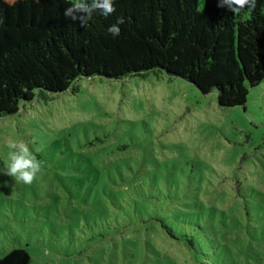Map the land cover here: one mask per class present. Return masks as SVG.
Instances as JSON below:
<instances>
[{"label":"rangeland","instance_id":"374dc122","mask_svg":"<svg viewBox=\"0 0 264 264\" xmlns=\"http://www.w3.org/2000/svg\"><path fill=\"white\" fill-rule=\"evenodd\" d=\"M76 85L77 94L36 99L0 118V167L19 141L41 161L31 184L0 175V258L23 248L31 264H196L158 218L110 205L103 181L123 193L131 184H118L134 177L146 191H184L174 210L202 206L214 215L211 239L235 264H264V241L254 233L264 226V83L234 109L166 74ZM71 147L102 159L63 158Z\"/></svg>","mask_w":264,"mask_h":264},{"label":"trees","instance_id":"16d2710c","mask_svg":"<svg viewBox=\"0 0 264 264\" xmlns=\"http://www.w3.org/2000/svg\"><path fill=\"white\" fill-rule=\"evenodd\" d=\"M71 2L0 0V118L17 115L21 106L36 99L47 102L67 92L77 94L76 83L83 79L124 81L166 74L203 95L216 93L221 109L245 107L250 91L264 83V0L251 12L238 14L218 7L217 0L202 5L199 0H117L113 14L94 13L86 27L64 16ZM118 16L125 22L120 36L113 38L106 30ZM91 146L97 147L93 142ZM62 152L65 159H84L89 165L102 159L101 153L85 156L72 147ZM135 179L117 183L131 184L123 193L103 181L110 205L124 204L128 217L158 218L190 249L196 264H235L230 250L211 239L210 211L195 204L201 206L197 213L174 210L176 197L184 191L173 196L146 191ZM175 187L181 188L178 182ZM124 194L132 202L126 203ZM261 214L253 218L259 222ZM254 233L264 241V226ZM31 263L23 248L0 258V264Z\"/></svg>","mask_w":264,"mask_h":264},{"label":"clouds","instance_id":"9594fccd","mask_svg":"<svg viewBox=\"0 0 264 264\" xmlns=\"http://www.w3.org/2000/svg\"><path fill=\"white\" fill-rule=\"evenodd\" d=\"M117 0H72L64 10V16L71 20H79L84 27L92 20L94 13L107 17L116 9ZM258 0H217V6L227 8L234 14L251 12L257 6ZM125 22L124 17L118 16L115 23L107 28V33L113 38L120 36V25ZM10 151L7 163L0 167V175H6L16 183L31 184L41 171V161L33 154L29 147L22 141L8 145Z\"/></svg>","mask_w":264,"mask_h":264}]
</instances>
